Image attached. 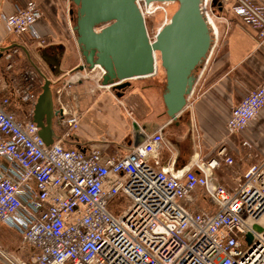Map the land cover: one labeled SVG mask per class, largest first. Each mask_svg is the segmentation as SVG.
<instances>
[{"label": "built area", "instance_id": "1", "mask_svg": "<svg viewBox=\"0 0 264 264\" xmlns=\"http://www.w3.org/2000/svg\"><path fill=\"white\" fill-rule=\"evenodd\" d=\"M137 3L145 17L143 9L166 2ZM207 8L211 0H204L206 17ZM232 11L264 40V6L233 0ZM41 17L39 6L29 2L4 20L13 33L32 31L45 44L34 31ZM34 71L28 70L20 93L30 105L28 118L17 119L7 109L9 98L0 95V223L34 248L32 263L264 264V231L253 229L254 224L264 228V159L228 188L211 180L220 165L216 158L196 159L175 170L150 163L164 144L163 128L122 157L98 148H67L60 141L48 145L33 119L39 95ZM66 89L71 94V82ZM263 108L264 77L232 108L228 132H244ZM63 117L68 133L79 128L76 107ZM225 161L233 163L229 157ZM196 189L211 201L213 211L186 203ZM120 194L129 200L126 208L124 199H117ZM248 232L253 234L250 244ZM0 254L8 264H28L9 258L1 246Z\"/></svg>", "mask_w": 264, "mask_h": 264}, {"label": "crops", "instance_id": "2", "mask_svg": "<svg viewBox=\"0 0 264 264\" xmlns=\"http://www.w3.org/2000/svg\"><path fill=\"white\" fill-rule=\"evenodd\" d=\"M29 2L42 11L34 31L46 40L45 44L34 38L32 31L13 33L4 20ZM254 2L264 6V0ZM232 4L233 0H211L206 12L213 44L196 70L187 105L172 119L163 99L166 72L160 61L155 74L131 79L122 96L113 85L100 87V67L80 69L84 58L72 23L77 18L72 0H0V95L9 98L7 109L17 119L28 118L30 105L20 93L27 84L28 70H35L37 89L41 85L39 95L45 81H51L58 112L55 141L65 147L86 152L98 148L107 156L122 157L163 128L164 144L149 158L150 163L175 170L196 159L207 162L216 158L220 165L211 172V180L234 188L250 166L264 159V108L244 132L231 134L227 130L232 108L264 77V40L234 14ZM69 82L71 94L66 89ZM71 106L78 109L80 122L77 130L68 133L62 119ZM226 157L233 163H227ZM186 203L213 211L201 189H196ZM0 246L11 259H20L12 253H17V248L34 251L23 244L18 232L3 223ZM0 264H8L2 254Z\"/></svg>", "mask_w": 264, "mask_h": 264}, {"label": "water", "instance_id": "3", "mask_svg": "<svg viewBox=\"0 0 264 264\" xmlns=\"http://www.w3.org/2000/svg\"><path fill=\"white\" fill-rule=\"evenodd\" d=\"M77 6L74 31L84 64L81 70L101 67L102 84L113 85L118 96L130 86V80L156 73L158 61L166 72L163 96L167 114L172 118L187 105L196 82V70L207 57L213 36L204 10V0H144L177 2L170 22L151 39L145 17L137 0H72ZM54 106L51 81L46 80L35 105L33 119L46 144L54 143ZM258 232L264 228L253 225ZM246 240H253L248 232Z\"/></svg>", "mask_w": 264, "mask_h": 264}, {"label": "rangeland", "instance_id": "4", "mask_svg": "<svg viewBox=\"0 0 264 264\" xmlns=\"http://www.w3.org/2000/svg\"><path fill=\"white\" fill-rule=\"evenodd\" d=\"M74 12L76 15L77 7L74 6ZM178 3L177 2H166V3H157L154 5L153 10H147L143 9L145 12V20L146 25L148 28L149 35L152 39H155L157 33L161 30V28L168 22H170L171 17L173 13L177 10ZM75 20V17H74ZM73 23V26L76 23ZM160 29V30H159ZM124 199L122 202V205L124 208H126L129 205V200L123 195H118L117 199ZM17 253L15 251H12L13 255L19 256L21 260L26 261L28 264H34L31 261V255L33 252L30 250H22V249H16ZM10 252V251H9Z\"/></svg>", "mask_w": 264, "mask_h": 264}, {"label": "bare ground", "instance_id": "5", "mask_svg": "<svg viewBox=\"0 0 264 264\" xmlns=\"http://www.w3.org/2000/svg\"><path fill=\"white\" fill-rule=\"evenodd\" d=\"M159 30H160V29H159ZM153 188H154V186L152 185L151 188L149 189V191H150V190H153Z\"/></svg>", "mask_w": 264, "mask_h": 264}, {"label": "trees", "instance_id": "6", "mask_svg": "<svg viewBox=\"0 0 264 264\" xmlns=\"http://www.w3.org/2000/svg\"><path fill=\"white\" fill-rule=\"evenodd\" d=\"M75 20H76V18H75ZM40 88H41V85L40 86H38V89L40 90Z\"/></svg>", "mask_w": 264, "mask_h": 264}]
</instances>
